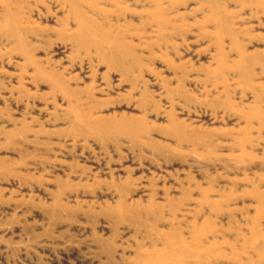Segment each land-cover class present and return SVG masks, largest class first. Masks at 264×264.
<instances>
[{
	"label": "rangeland",
	"instance_id": "1",
	"mask_svg": "<svg viewBox=\"0 0 264 264\" xmlns=\"http://www.w3.org/2000/svg\"><path fill=\"white\" fill-rule=\"evenodd\" d=\"M0 264H264V0H0Z\"/></svg>",
	"mask_w": 264,
	"mask_h": 264
}]
</instances>
